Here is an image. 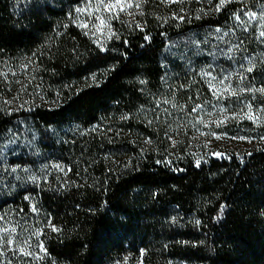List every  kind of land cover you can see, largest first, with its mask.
I'll return each instance as SVG.
<instances>
[{
  "label": "trees",
  "instance_id": "1",
  "mask_svg": "<svg viewBox=\"0 0 264 264\" xmlns=\"http://www.w3.org/2000/svg\"><path fill=\"white\" fill-rule=\"evenodd\" d=\"M78 2L0 0V143L25 122L62 165L34 190L0 188V215L40 220L50 264H264V150L169 157L158 103L196 88L165 60L174 27L146 5L143 26L102 50L73 20Z\"/></svg>",
  "mask_w": 264,
  "mask_h": 264
},
{
  "label": "rangeland",
  "instance_id": "2",
  "mask_svg": "<svg viewBox=\"0 0 264 264\" xmlns=\"http://www.w3.org/2000/svg\"><path fill=\"white\" fill-rule=\"evenodd\" d=\"M231 4L243 7L220 27H195ZM146 5L174 27L165 60L196 84L194 95L185 94L189 101L169 98L167 91L158 103L169 157L179 153L201 161L264 150V85L252 80L264 59V0H79L73 20L106 50L122 27L143 26ZM42 141L38 130L24 122L0 143L3 191L34 190L61 173L62 165L49 158ZM39 222L23 210L0 215V264H50ZM167 264L183 263L171 258Z\"/></svg>",
  "mask_w": 264,
  "mask_h": 264
},
{
  "label": "snow or ice",
  "instance_id": "3",
  "mask_svg": "<svg viewBox=\"0 0 264 264\" xmlns=\"http://www.w3.org/2000/svg\"><path fill=\"white\" fill-rule=\"evenodd\" d=\"M223 3V0H221V4ZM87 25H85V27H86ZM261 35L262 36H264V33H261ZM249 70H251V69H249ZM261 91H264V89H262Z\"/></svg>",
  "mask_w": 264,
  "mask_h": 264
}]
</instances>
